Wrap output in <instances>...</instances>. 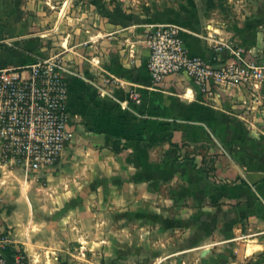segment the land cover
<instances>
[{
    "label": "crops",
    "instance_id": "0c3cea01",
    "mask_svg": "<svg viewBox=\"0 0 264 264\" xmlns=\"http://www.w3.org/2000/svg\"><path fill=\"white\" fill-rule=\"evenodd\" d=\"M197 1L0 0V69L58 57L75 123L42 191L36 172L0 158V230L26 264H264V84L223 88L208 100L182 74L152 84L146 68L147 35L157 24L179 26L191 55L210 60L226 43L264 56L257 14L220 21L202 16ZM201 154L206 179L194 164ZM186 172L197 192L178 241L151 243L143 230L141 245L119 244L113 204L125 198L126 215L149 218L135 205L149 188L164 187L166 173L186 183ZM90 187L94 194L81 193Z\"/></svg>",
    "mask_w": 264,
    "mask_h": 264
},
{
    "label": "built area",
    "instance_id": "2783aa9c",
    "mask_svg": "<svg viewBox=\"0 0 264 264\" xmlns=\"http://www.w3.org/2000/svg\"><path fill=\"white\" fill-rule=\"evenodd\" d=\"M181 31L175 24L153 25L149 31L146 68L152 84L182 74L208 100L223 88L264 84V56L251 57L244 49L226 43L216 44L210 60L191 55ZM68 93L69 85L56 56L37 57L18 71L0 69L1 160L14 161L34 172L55 166L75 137ZM130 97L136 101L140 95L131 91ZM11 242L10 233L0 230V264H26L20 250L7 256Z\"/></svg>",
    "mask_w": 264,
    "mask_h": 264
},
{
    "label": "rangeland",
    "instance_id": "374dc122",
    "mask_svg": "<svg viewBox=\"0 0 264 264\" xmlns=\"http://www.w3.org/2000/svg\"><path fill=\"white\" fill-rule=\"evenodd\" d=\"M177 1L178 0H166V5H173L175 2L177 4ZM227 1L229 0H198L197 5L199 13L202 16H211L220 21L229 20L231 22H241L243 19H246L248 15L254 14H257V17L264 20V0H239L237 2L238 6H230L228 5ZM43 14L44 13H42V15ZM171 135L172 134L170 132L168 135H166V137L169 139L171 138ZM175 144L176 143H172L171 147H179L178 144ZM186 157L196 160L195 157L188 155ZM208 162L209 161L206 159L205 155L201 154V156L197 158V162L194 163L197 169L202 170L203 179L207 178V169L209 168ZM90 163H94L92 157L90 158ZM185 175H187L188 183L187 181L185 183L183 180H180L179 177L178 180L174 182L173 177H169V173H166L164 176H167V179L165 181L164 187H159L158 189H154L152 187L149 188V198L147 201L143 204H136L133 210V212L140 214L143 209L146 213V216H149V218L129 216L128 214L126 215L127 211H129V207L127 209L128 205L126 204L124 198L125 191L120 189L117 194V198L119 199L122 197L124 198V201L120 202L118 205L113 204V207L116 206V209L111 210L112 213L115 212L117 214V218L112 222L116 224L118 229L117 238L119 244H125L127 241L128 244L131 245H141L143 242V230L149 232L151 243L157 242L160 238H162V240L167 238L170 242L173 240L178 241L177 239L180 238L178 235L183 233V231L180 230H184L188 226V223L190 222L189 214L192 211V207L195 206V204L191 202L190 196L191 194L193 196L195 192H197L196 189L193 188V184L189 183V179H193L194 177L190 176L187 172ZM31 178L33 179V177ZM34 182L38 184L39 191H42V188L46 187L49 182H51V180L48 173H46L45 169H43L35 173ZM80 191L81 193L87 192L89 195L94 194V189L91 187L81 189ZM107 191L109 190L107 189ZM110 194L108 192V195ZM204 202V198L199 201L197 207H199L200 210L205 208ZM107 207L108 206H106V208ZM136 208H139V210H136ZM107 210L109 211V209ZM202 211L204 213L205 210ZM135 213L134 215H136ZM104 222L105 227L108 228L110 226V220L106 219ZM159 229L162 230L163 233L159 232ZM164 232L167 233L166 236L164 235ZM124 254L125 253H122L121 255L124 256ZM140 254L141 252L137 253L138 256H136L134 259H139L141 256ZM81 255L83 257H87L86 252L81 253Z\"/></svg>",
    "mask_w": 264,
    "mask_h": 264
},
{
    "label": "trees",
    "instance_id": "16d2710c",
    "mask_svg": "<svg viewBox=\"0 0 264 264\" xmlns=\"http://www.w3.org/2000/svg\"><path fill=\"white\" fill-rule=\"evenodd\" d=\"M13 253H14V250L11 247H9L8 250L6 251V254L8 257H11Z\"/></svg>",
    "mask_w": 264,
    "mask_h": 264
}]
</instances>
